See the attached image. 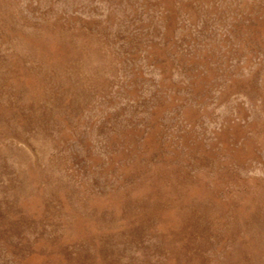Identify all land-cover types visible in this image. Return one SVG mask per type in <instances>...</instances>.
Instances as JSON below:
<instances>
[{
	"label": "rangeland",
	"instance_id": "1",
	"mask_svg": "<svg viewBox=\"0 0 264 264\" xmlns=\"http://www.w3.org/2000/svg\"><path fill=\"white\" fill-rule=\"evenodd\" d=\"M0 264H264V0H0Z\"/></svg>",
	"mask_w": 264,
	"mask_h": 264
}]
</instances>
